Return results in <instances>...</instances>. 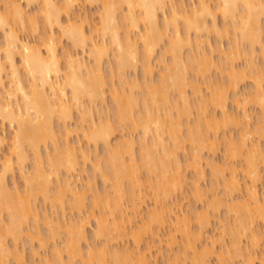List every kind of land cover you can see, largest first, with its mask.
<instances>
[{"label": "clouds", "instance_id": "9594fccd", "mask_svg": "<svg viewBox=\"0 0 264 264\" xmlns=\"http://www.w3.org/2000/svg\"><path fill=\"white\" fill-rule=\"evenodd\" d=\"M0 264H264V0H0Z\"/></svg>", "mask_w": 264, "mask_h": 264}]
</instances>
